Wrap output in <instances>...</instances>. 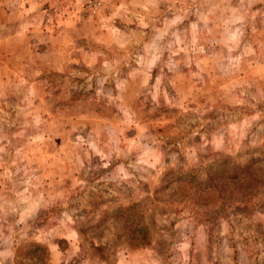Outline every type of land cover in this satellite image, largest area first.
<instances>
[{
  "label": "rangeland",
  "instance_id": "obj_1",
  "mask_svg": "<svg viewBox=\"0 0 264 264\" xmlns=\"http://www.w3.org/2000/svg\"><path fill=\"white\" fill-rule=\"evenodd\" d=\"M263 223L264 0H0L1 254L264 264Z\"/></svg>",
  "mask_w": 264,
  "mask_h": 264
},
{
  "label": "trees",
  "instance_id": "obj_2",
  "mask_svg": "<svg viewBox=\"0 0 264 264\" xmlns=\"http://www.w3.org/2000/svg\"><path fill=\"white\" fill-rule=\"evenodd\" d=\"M223 164V163H222ZM254 166L248 162L245 163L244 165H237L235 163H233L231 166H228L224 163V166L222 169H220L219 171L215 170L213 175H215V177L213 179H211V181L213 182V184L215 183L216 185H219L221 182L225 183V186L219 189V191H216V188H213L214 193L217 192H225L226 190L234 187L239 189V191H237L240 196L243 197L244 200H250L251 197L249 194H245L243 191L247 190V188H245V182L247 183H251V184H256L258 178L251 176L249 174V172L251 171V168H253ZM216 168V167H214ZM252 172V171H251ZM255 174V172H252ZM207 175L209 176V174L207 173ZM250 175V178L248 177ZM216 176H221V177H216ZM170 183H177V185H183V187H188V185L190 186V189H192L194 191L193 195L195 196L196 200H202V195L200 192V188H199V182L196 181V177L193 174H189L187 176H179V177H173V171L169 172V184ZM227 185V187H226ZM211 197H214L211 196ZM219 197V196H218ZM219 199H221L219 197Z\"/></svg>",
  "mask_w": 264,
  "mask_h": 264
},
{
  "label": "crops",
  "instance_id": "obj_3",
  "mask_svg": "<svg viewBox=\"0 0 264 264\" xmlns=\"http://www.w3.org/2000/svg\"><path fill=\"white\" fill-rule=\"evenodd\" d=\"M6 4H7V3H6ZM8 11H10V10L7 9V14H6V16H7V18L9 19L8 16H11V14H8ZM5 13H6V11H5ZM10 13H11V12H10ZM262 230H264V223L262 224ZM9 252H10V251H9ZM9 252H8L6 255L0 253V264H15V262H14V257H13V255H12V253H9ZM54 256H55V255H54ZM58 256H59V255H56V256H55V259L59 258Z\"/></svg>",
  "mask_w": 264,
  "mask_h": 264
}]
</instances>
